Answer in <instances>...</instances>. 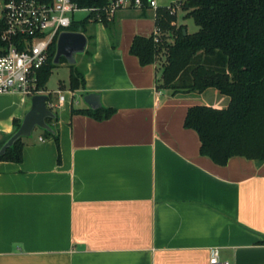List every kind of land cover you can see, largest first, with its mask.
<instances>
[{"label": "crops", "instance_id": "1", "mask_svg": "<svg viewBox=\"0 0 264 264\" xmlns=\"http://www.w3.org/2000/svg\"><path fill=\"white\" fill-rule=\"evenodd\" d=\"M87 28L85 85H63L62 106L39 93L58 116L50 122L58 142L40 128L23 137L20 162L0 161V264H209L212 248L221 262L264 264V162L216 164L184 126L190 107L225 108L229 99L215 89L158 88V64L130 52L136 36L156 30L151 8ZM89 93L100 95L92 110L113 113L74 112L91 109ZM31 98L0 95V141L14 120L21 125Z\"/></svg>", "mask_w": 264, "mask_h": 264}, {"label": "trees", "instance_id": "2", "mask_svg": "<svg viewBox=\"0 0 264 264\" xmlns=\"http://www.w3.org/2000/svg\"><path fill=\"white\" fill-rule=\"evenodd\" d=\"M76 2L81 8H100L109 0ZM182 9L187 11V17L194 19L199 27L197 32L188 33L185 25H177V15L170 14L166 7H159L154 12L156 27L161 30L158 41L155 33L149 37L136 36L130 52L142 65L158 64V88L170 90L172 95L215 89L229 99L225 108L194 105L188 109L184 126L198 133L202 155L219 165H226L234 156L264 162V0H184ZM91 21L110 22L99 21L90 13L73 22L71 31L85 33L93 48L94 35L87 33ZM56 50L55 41L47 63L37 73L39 92L45 90L57 66ZM91 53L86 50L89 56ZM61 62L66 59L62 57ZM84 74V70L71 64V90L85 85ZM73 111L98 118L113 113L105 110L102 116L92 109ZM57 119V115L49 117L50 129L44 130L56 142L58 133L50 122ZM14 122L17 131L20 124ZM11 135L0 141V149ZM23 147L22 137L0 155V161L20 162Z\"/></svg>", "mask_w": 264, "mask_h": 264}, {"label": "built area", "instance_id": "3", "mask_svg": "<svg viewBox=\"0 0 264 264\" xmlns=\"http://www.w3.org/2000/svg\"><path fill=\"white\" fill-rule=\"evenodd\" d=\"M184 0H174L166 7L177 15ZM160 7L158 0H109L100 8H81L76 0H0V95L21 92L33 96L37 91V73L47 63L51 45L76 22L79 12L94 13L99 21H111L127 8ZM155 15V14H154ZM155 40L161 30L156 27ZM65 95L60 92L62 106ZM51 104V107H54ZM219 249H211L209 264H229L219 259Z\"/></svg>", "mask_w": 264, "mask_h": 264}, {"label": "water", "instance_id": "4", "mask_svg": "<svg viewBox=\"0 0 264 264\" xmlns=\"http://www.w3.org/2000/svg\"><path fill=\"white\" fill-rule=\"evenodd\" d=\"M186 34V30H184ZM88 45V38L85 33L79 31H64L57 40V50L54 63L58 64L60 59L64 57L70 64L76 61L75 55L83 53ZM47 94H35L31 98V108L25 114V117L18 128L0 149V155L4 154L6 149L11 147L18 139L30 136L36 127L42 129H50L46 120L53 117L54 113L48 107ZM84 101L91 109L100 107V95L97 93H89L84 96Z\"/></svg>", "mask_w": 264, "mask_h": 264}, {"label": "rangeland", "instance_id": "5", "mask_svg": "<svg viewBox=\"0 0 264 264\" xmlns=\"http://www.w3.org/2000/svg\"><path fill=\"white\" fill-rule=\"evenodd\" d=\"M166 3H171L174 0H165ZM187 11L186 10H179L177 13V25H185L187 28L188 33L192 34L198 31L199 27L196 25L194 19L192 17L186 16ZM90 14L88 12H79L75 14V20L80 21ZM68 30H71V27L68 28ZM90 52H92V44L89 42L87 45ZM86 50L83 53H79L75 55L76 61L74 64L78 66L81 70H84V67L86 65L87 60L89 59V55L86 54ZM62 59V58H61ZM60 62L57 64V66L53 69V73L50 76L47 84H46V91L48 93H51L52 99L57 101L59 96V89L64 85L66 88H69V82H70V72H71V64L66 60V62ZM65 96H69L67 92H63ZM18 96V95H17ZM16 95L14 98V103L17 98ZM40 131L39 127H36L33 130V133L31 134L32 137H35L38 135V132Z\"/></svg>", "mask_w": 264, "mask_h": 264}]
</instances>
